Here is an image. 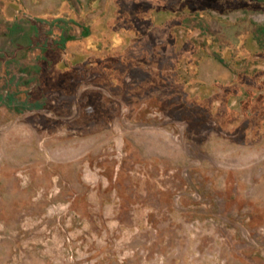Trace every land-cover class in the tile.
Listing matches in <instances>:
<instances>
[{
  "label": "rangeland",
  "instance_id": "obj_1",
  "mask_svg": "<svg viewBox=\"0 0 264 264\" xmlns=\"http://www.w3.org/2000/svg\"><path fill=\"white\" fill-rule=\"evenodd\" d=\"M243 6L264 29L256 0H0V264H264V30L244 44ZM213 46L243 104L218 86L179 116Z\"/></svg>",
  "mask_w": 264,
  "mask_h": 264
},
{
  "label": "crops",
  "instance_id": "obj_2",
  "mask_svg": "<svg viewBox=\"0 0 264 264\" xmlns=\"http://www.w3.org/2000/svg\"><path fill=\"white\" fill-rule=\"evenodd\" d=\"M245 34L247 33H244V35ZM246 37H248V35ZM249 43H251L252 47H257L254 40ZM219 54H221L219 48L217 46H213L207 53L198 58L195 75L198 93L196 99L197 103L206 105L205 98H202L201 95L210 96L219 89L218 86H222V88L226 89L227 87L232 86V84L236 85L239 81L237 78L238 73L235 71V68L231 65H227L225 60H220L218 58ZM222 55L225 57V47ZM225 89L223 92L225 94V102H228L226 104L229 108H233L234 110L239 109L242 93L239 90L235 91L231 89L233 91L231 92L230 89H226V91Z\"/></svg>",
  "mask_w": 264,
  "mask_h": 264
},
{
  "label": "flooded vegetation",
  "instance_id": "obj_3",
  "mask_svg": "<svg viewBox=\"0 0 264 264\" xmlns=\"http://www.w3.org/2000/svg\"><path fill=\"white\" fill-rule=\"evenodd\" d=\"M256 2H258L259 4H261V5L264 6V0H256ZM244 3H246V2L244 1ZM238 8L241 9V10H243V11H248L247 13H244V14L248 17V20H250L255 27L259 28V31H257L256 29H252V28L249 31H247L248 37H246V39L243 41L244 44L247 43L248 45L251 46V43H249V42L254 40L255 41V45L256 46H259V43H260V35L262 33V30H264L262 28V26H261V16H259V18L256 17L255 14H254V16H251V14L249 13V10L250 9L255 10L254 8H249V7H246V6L238 7ZM163 9H165V8H163ZM163 9H158L159 14L162 13V15H163L165 13L164 11H166V10H163ZM179 11L181 12L182 10H179ZM167 15H170V13H167ZM167 17L168 16H166L165 18H167ZM253 38H255V39H253ZM228 53H230V52H229V50L226 49L225 50V57L223 56L222 59H220V60H222V61L225 60V63H227V60L230 62L231 60L226 57V54H228ZM227 65H230V63H227ZM237 73H238L237 78H238V80H240L239 78H241L243 76L241 75V73H239V72H237ZM227 90H229V89H227ZM232 90H235V91L236 90H239L242 93V95H244L243 94V91L240 88H233ZM232 90H231V92H233ZM252 91L251 92H248V94H255L254 93V90H252ZM240 103L243 104V96L240 98Z\"/></svg>",
  "mask_w": 264,
  "mask_h": 264
},
{
  "label": "trees",
  "instance_id": "obj_4",
  "mask_svg": "<svg viewBox=\"0 0 264 264\" xmlns=\"http://www.w3.org/2000/svg\"><path fill=\"white\" fill-rule=\"evenodd\" d=\"M109 66H111V65H109ZM182 95L185 97V100H182L181 102H175L173 99H169L166 102L167 103V106L168 107H171L172 110H175L178 113L179 116L181 115V113L184 114L186 112L184 106H186L188 108H192V107H195V106L200 107L199 105H201V104H196L197 102L196 103L195 102L193 103V102L188 101V99H187V93L186 92L185 93H182L181 96ZM183 96H182V99H184ZM167 106L165 105V106L161 107V110L163 112H166L167 109H165V107H167ZM201 112L204 113L205 115H208V110L206 108L204 110H201Z\"/></svg>",
  "mask_w": 264,
  "mask_h": 264
}]
</instances>
